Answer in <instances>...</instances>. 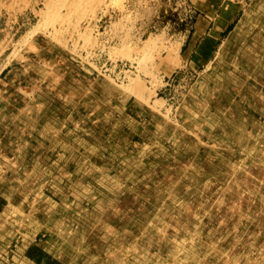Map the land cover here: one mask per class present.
Wrapping results in <instances>:
<instances>
[{
    "label": "rangeland",
    "instance_id": "374dc122",
    "mask_svg": "<svg viewBox=\"0 0 264 264\" xmlns=\"http://www.w3.org/2000/svg\"><path fill=\"white\" fill-rule=\"evenodd\" d=\"M8 1L45 43L0 74V264H264V26L185 65L188 0Z\"/></svg>",
    "mask_w": 264,
    "mask_h": 264
},
{
    "label": "crops",
    "instance_id": "0c3cea01",
    "mask_svg": "<svg viewBox=\"0 0 264 264\" xmlns=\"http://www.w3.org/2000/svg\"><path fill=\"white\" fill-rule=\"evenodd\" d=\"M247 2L249 0H188V9L182 8L179 14V20L188 23L187 29L179 31L184 34L177 52L180 63L200 66L212 60L225 35L235 30ZM15 11L10 1L0 5V61L3 63L0 74L11 73L20 63L27 65L26 52L33 55L45 43L41 37L44 34L30 31L13 42L10 31L20 20ZM39 14L33 13L35 17Z\"/></svg>",
    "mask_w": 264,
    "mask_h": 264
},
{
    "label": "bare ground",
    "instance_id": "6f19581e",
    "mask_svg": "<svg viewBox=\"0 0 264 264\" xmlns=\"http://www.w3.org/2000/svg\"><path fill=\"white\" fill-rule=\"evenodd\" d=\"M258 2L260 3V0H255L254 1V3L252 4V6L248 9V10H246V11H244V17L240 20V22H239V24L237 25V27L235 28V30L233 31V33H231L230 35H229V37L226 39V41L224 42V44H223V50L224 51H226V53L228 54L229 53V55H227V56H233V54H234V52H235V49H237L239 46L241 47V45H243L244 44V40L246 39V37H247V35H249L248 33L250 32V30H251V28H252V26L254 25V23L252 24V22H254V21H256L257 22V28H259V26L260 25H263L264 26V14L263 15H261V17H258V16H256L255 15V13H256V5L258 4ZM251 5V4H250ZM263 7V6H262ZM261 9V8H260ZM261 13V12H260ZM263 13V12H262ZM257 14V13H256ZM255 15V16H254ZM258 15V14H257ZM227 19V18H226ZM225 19V20H226ZM252 24V25H251ZM261 27V26H260ZM264 30V29H263ZM247 31V32H246ZM245 32H246V34H245ZM252 35V34H251ZM222 55V54H221ZM220 58L222 59L223 58V56L221 57L220 56ZM218 60V59H217ZM259 60V59H258ZM224 61H225V59H224ZM236 61V60H235ZM222 63H223V60L220 62V64L222 65ZM219 64V63H218ZM220 64L218 65V67L220 66ZM237 65V64H236ZM216 67V66H215ZM215 67L213 66V65H211V70H210V72H209V74H206V75H202L199 79H198V81H197V83H196V85H195V87L193 88V94H195L196 92H198L200 89H201V87L205 84V83H207V81L209 80H213L212 79V77H214V74H213V72H214V70H216V72H217V70H218V68H216L215 69ZM210 69V68H209ZM257 69V68H256ZM237 70V69H236ZM261 70V69H260ZM216 74V73H215ZM229 74V73H228ZM233 74V73H232ZM216 77H217V75H216ZM234 83V82H233ZM221 84V83H220ZM250 85V84H249ZM216 86V85H215ZM224 86V85H223ZM211 88V87H210ZM216 89V88H215ZM229 89V88H228ZM219 90V89H218ZM226 90V89H225ZM231 90V89H230ZM214 91V90H213ZM211 94V93H210ZM223 94V93H222ZM226 95V94H225ZM205 96V95H204ZM215 97V96H214ZM213 97V98H214ZM218 99H219V97H218ZM229 99H230V97H229ZM233 99V98H232ZM214 100V99H213ZM220 100V99H219ZM210 101V100H209ZM214 103V102H213ZM231 103H232V101H231ZM210 104H211V102H210ZM249 104V103H248ZM206 105V104H205ZM211 106V105H210ZM218 106V105H217ZM240 106V105H239ZM254 106V105H253ZM190 107V106H189ZM208 107V106H207ZM211 107H214L213 105L211 106ZM225 108V107H224ZM208 109V108H207ZM205 110V109H204ZM211 110V109H210ZM248 110V109H247ZM227 111V110H226ZM243 111V110H242ZM231 112V111H230ZM229 112V115L230 114H232L234 111H232V113H230ZM225 113V112H224ZM248 113V112H247ZM207 114V113H206ZM235 114V113H234ZM45 115V114H44ZM210 115V114H209ZM210 117V116H209ZM234 117V116H233ZM245 117V116H244ZM229 119V118H228ZM235 119V118H234ZM242 119V118H241ZM247 119V118H246ZM251 119V118H250ZM239 120V119H238ZM235 121V120H234ZM253 121V120H252ZM251 121V122H252ZM224 122V121H223ZM239 122V121H238ZM247 124H248V122H247ZM230 126H233V125H230ZM234 127V126H233ZM197 128V127H196ZM212 128V127H211ZM211 128H209L210 130H211ZM237 128V127H236ZM236 128H234V129H236ZM257 129V128H256ZM194 132V131H193ZM237 132V131H236ZM261 132V131H260ZM196 133V132H195ZM194 133V134H195ZM221 133V132H220ZM259 133V132H258ZM241 134V133H240ZM50 135V134H49ZM215 135V134H214ZM243 135V134H242ZM51 136V135H50ZM132 136H133V134H132ZM132 136H130V137H132ZM244 136V135H243ZM250 136V135H249ZM248 136V137H249ZM195 137V136H194ZM250 137H252V136H250ZM236 139V138H235ZM229 140V139H228ZM219 142V141H218ZM225 142V141H224ZM249 142H250V140H249ZM197 143V142H196ZM192 144H193V142H192ZM222 144V143H221ZM244 144V143H243ZM249 144V143H248ZM140 145H143V141H142V144H140ZM144 145H145V143H144ZM231 145H232V143H231ZM256 145V144H255ZM191 146V145H190ZM190 146H188V147H190ZM193 146V145H192ZM197 146V145H196ZM218 146V145H217ZM226 147H228V146H226ZM221 148V147H220ZM243 148V147H242ZM263 148V147H262ZM221 149H223V148H221ZM46 150V149H45ZM50 150H52L51 148H49V147H47V151L48 152H50ZM187 151V150H186ZM226 151V150H225ZM253 151V150H252ZM255 151V150H254ZM220 152V151H219ZM247 152V151H246ZM165 153V152H164ZM169 153V152H168ZM224 153V152H223ZM227 153V152H226ZM247 154V153H246ZM225 156V155H224ZM209 157V156H208ZM223 157V156H222ZM174 158V157H173ZM194 158V157H193ZM220 158V157H219ZM264 159V158H263ZM205 160V159H204ZM237 160V159H236ZM246 160H248V159H246ZM203 161V160H202ZM225 161V160H224ZM241 161V160H240ZM244 161V160H243ZM255 161V160H254ZM173 162V161H172ZM176 162V161H175ZM186 162V161H185ZM193 162H195L194 164H196V160L195 161H193ZM226 162V161H225ZM183 163V162H182ZM188 162H186V164H187ZM214 163V162H213ZM218 163V162H217ZM216 163V165H218ZM234 163H237V162H234ZM239 163V162H238ZM242 163V162H241ZM248 163V162H247ZM250 163V162H249ZM104 164H106L105 162H104ZM174 164V163H173ZM178 164V163H177ZM205 164V163H204ZM203 164V165H204ZM251 164V163H250ZM179 165V164H178ZM201 165V164H200ZM202 165V166H203ZM235 165V164H234ZM252 165V164H251ZM64 166V165H63ZM168 166V165H167ZM186 166H188V165H186ZM190 166H192V165H190ZM198 166V165H197ZM222 166H224V165H222ZM239 166V165H238ZM173 167V166H172ZM183 167V166H182ZM195 167V166H194ZM27 168V167H26ZM188 168V167H187ZM199 168V167H198ZM202 168V167H201ZM237 168V167H236ZM173 169V168H172ZM182 169H184V168H182ZM196 169V168H195ZM207 169V168H206ZM229 169V168H228ZM227 169V170H228ZM242 169V168H241ZM17 170H20V165H18V167H17ZM16 170V171H17ZM180 170V169H179ZM203 170V169H202ZM208 170V169H207ZM230 170V169H229ZM248 170V169H247ZM250 170V169H249ZM204 171V170H203ZM232 171V170H231ZM262 171V170H261ZM260 171V172H261ZM33 172H34V169H33ZM194 172V171H193ZM205 172H206V170H205ZM237 172V171H236ZM176 173H178V172H176ZM186 173V172H185ZM231 173V172H230ZM239 173V172H238ZM264 173V172H263ZM188 174H190V172H188ZM187 174V175H188ZM197 174H198V172H197ZM205 174V173H204ZM196 175V174H195ZM225 175V174H224ZM223 175V176H224ZM242 175V174H241ZM259 175H260V173H259ZM258 175V176H259ZM183 176V175H182ZM204 176V175H203ZM230 176V175H229ZM232 176V175H231ZM175 177V176H174ZM227 177V176H226ZM181 178V177H180ZM221 178H222V176H221ZM224 178V177H223ZM263 178H264V176H263ZM104 179H105V177H104ZM176 179V178H175ZM179 179V178H178ZM191 179V178H190ZM202 179V178H201ZM215 179V178H214ZM242 179V178H241ZM183 180V179H182ZM216 180L218 181V179L216 178ZM225 180V179H224ZM234 180V179H233ZM232 180V181H233ZM255 180V179H254ZM257 180V179H256ZM178 181V180H177ZM184 182H185V180H183ZM262 181V180H261ZM175 182V181H174ZM239 182V181H238ZM137 183V182H136ZM170 183H171V181H170ZM173 183V182H172ZM176 183V182H175ZM229 183V182H228ZM166 184V183H165ZM168 184V183H167ZM181 184H182V182H181ZM185 184V183H184ZM197 184V183H196ZM214 184H216V183H214ZM213 184V185H214ZM223 184V183H222ZM231 184V183H230ZM236 184V183H235ZM240 184V183H239ZM144 185V184H143ZM154 185V184H153ZM179 185V184H178ZM155 186V185H154ZM166 186V185H165ZM196 186V185H195ZM226 186H228V185H226ZM237 186V185H236ZM241 186V185H240ZM148 187H149V185H148ZM147 187V188H148ZM201 187V186H200ZM213 187V186H212ZM218 188H219V186H217ZM223 187V186H222ZM141 188H143L142 186H141ZM150 188V187H149ZM154 188V187H153ZM190 188V187H189ZM234 188V187H233ZM138 189H140L139 187H138ZM175 189V188H174ZM177 189V188H176ZM182 189H183V187H182ZM205 189V188H204ZM209 189V188H208ZM151 190H154V189H151ZM159 190H161V189H159ZM172 190V189H171ZM184 190V189H183ZM215 189H213V191H214ZM261 190V189H260ZM155 191V190H154ZM162 191H164V189L162 190ZM173 191V190H172ZM181 191V190H180ZM188 191V190H187ZM210 191V190H209ZM226 191V190H225ZM239 191V190H238ZM249 191V190H248ZM140 192V191H139ZM145 192L147 193V191L145 190ZM161 192V191H160ZM159 191H158V193L159 194H161ZM165 192V191H164ZM174 192V191H173ZM216 192V191H215ZM214 192V193H215ZM245 192V191H244ZM144 193V192H143ZM145 193V194H146ZM157 193V194H158ZM167 193V192H166ZM225 193V192H224ZM245 193H247V192H245ZM253 193V192H252ZM74 194H76L75 196H74V198L76 199V200H80L82 197H83V199H86L87 197V195L84 193V188H81V189H79L76 193H74ZM148 194H149V192H148ZM154 194V193H153ZM158 194V195H159ZM183 194V193H182ZM212 194V193H211ZM217 194V193H216ZM219 194V193H218ZM142 195V194H141ZM178 195V194H177ZM189 195V194H188ZM205 195H206V193H205ZM208 195H209V193H208ZM214 195V194H213ZM247 195V194H246ZM136 196V195H135ZM175 196V195H174ZM228 196V195H227ZM244 196V195H243ZM242 196V198H244ZM140 197V196H139ZM150 197V196H149ZM177 197V196H176ZM210 197H211V195H210ZM215 197V196H214ZM228 197H230V195L228 196ZM147 198V197H146ZM155 198V197H154ZM156 198H158V197H156ZM194 198V197H193ZM201 198H202V196H201ZM209 198V197H208ZM211 198H213V196L211 197ZM224 198V197H223ZM232 198V197H231ZM247 198V197H246ZM152 199V198H151ZM198 199V198H197ZM233 199V198H232ZM236 199V197L234 198V200ZM240 199V198H239ZM245 199V198H244ZM250 199H252V198H250ZM249 199V200H250ZM148 200V199H147ZM195 200V199H194ZM199 200V199H198ZM216 200V199H215ZM241 200V199H240ZM156 201V200H155ZM192 201H193V199H192ZM208 201V200H207ZM225 201V200H224ZM255 201V200H254ZM204 202V201H203ZM209 202V201H208ZM216 202V201H215ZM243 202V201H242ZM201 203V202H200ZM234 203V202H233ZM182 204V203H181ZM191 204V203H190ZM189 204V205H190ZM70 206H72V204H69ZM158 205V204H157ZM162 205V204H161ZM178 205V204H177ZM179 205H180V203H179ZM184 205V204H183ZM199 205V204H198ZM205 205H206V203H205ZM218 205V204H217ZM243 205V204H242ZM185 206V205H184ZM195 206V205H194ZM213 206V205H212ZM178 207V206H177ZM182 207V206H181ZM156 208H157V206H156ZM179 208H180V206H179ZM192 208V207H191ZM199 208V207H198ZM207 208V207H206ZM219 208V207H218ZM230 208V207H229ZM183 210H184V208H183ZM190 210V209H189ZM210 210V209H209ZM248 210V209H247ZM251 210V209H250ZM186 210H184V212H185ZM214 211H215V209H214ZM217 211V210H216ZM152 212V211H151ZM190 212V211H189ZM225 212V211H224ZM241 212V211H240ZM61 213V212H60ZM157 213V212H156ZM223 213V212H222ZM235 213V212H234ZM207 214V213H206ZM220 214V213H219ZM237 214V213H236ZM215 216V215H214ZM220 216V215H219ZM182 217V216H181ZM260 217V216H259ZM199 218V217H198ZM221 218V217H220ZM262 218V217H261ZM212 219V218H211ZM209 220V219H208ZM253 220V219H252ZM251 220V221H252ZM255 220V219H254ZM253 220V221H254ZM207 221V220H206ZM217 221V220H216ZM230 221V220H229ZM263 221V220H262ZM178 222H180V221H178ZM177 222V223H178ZM231 222V221H230ZM255 222V221H254ZM175 223H176V221H175ZM229 223V222H228ZM253 223V222H252ZM235 224H237V223H235ZM36 225V224H35ZM176 225V224H175ZM179 225V224H178ZM227 225V224H226ZM249 225V224H248ZM31 226V225H30ZM38 226V225H37ZM81 226H82V224H79L77 227H76V229H81ZM174 226V225H173ZM199 226V225H198ZM233 226V225H232ZM250 226V225H249ZM257 226V225H256ZM175 227V226H174ZM212 227V226H211ZM236 227V226H235ZM234 227V228H235ZM28 228V227H27ZM31 228V227H30ZM225 228H227V227H225ZM231 228V227H230ZM233 228V227H232ZM256 228V227H255ZM180 229V228H179ZM228 229V228H227ZM254 229V228H253ZM197 230V229H196ZM205 230V229H204ZM211 230V229H210ZM31 231V230H30ZM186 231V230H185ZM221 231V230H220ZM249 231V230H248ZM259 231V230H258ZM10 232V231H9ZM244 232V231H243ZM252 232V231H251ZM250 232V233H251ZM261 232V231H260ZM190 234V233H189ZM229 234V233H228ZM227 234V235H228ZM244 234V233H243ZM248 234V233H247ZM25 235V234H24ZM27 235V234H26ZM191 235H192V233H191ZM237 235V234H236ZM264 235V234H263ZM62 236H64V234H62ZM215 236V235H214ZM217 236V235H216ZM190 237V236H189ZM239 237V236H238ZM68 238V237H67ZM225 238V237H224ZM261 238V237H260ZM185 239V238H184ZM226 239V238H225ZM236 239H238V238H236ZM246 239V238H245ZM192 240V239H191ZM196 241V240H195ZM197 242V241H196ZM263 242H264V239H263ZM44 242H41V244H43ZM217 243V242H216ZM243 243V242H242ZM256 243V242H255ZM258 243H260V242H258ZM233 244V243H232ZM264 244V243H263ZM46 245H48L49 246V243H47ZM190 245V244H189ZM210 245V244H209ZM227 245H229L228 243H227ZM250 245V244H249ZM244 246V245H243ZM258 247H259V245H257ZM176 247V246H175ZM254 247V246H253ZM257 247V248H258ZM45 249H47L46 248V246L44 247ZM191 248V247H190ZM219 247H217V249H218ZM226 248V247H225ZM249 248H251V247H249ZM256 248V247H255ZM256 248V249H257ZM261 248V247H260ZM209 249V248H208ZM228 249V248H227ZM232 249V248H231ZM105 250V249H104ZM169 250V249H168ZM222 250V249H221ZM253 250V249H252ZM255 250V249H254ZM260 250V249H259ZM134 251V250H133ZM170 251V250H169ZM229 251V250H228ZM233 251V250H232ZM235 251H236V249H235ZM244 251V250H243ZM256 251V250H255ZM37 252H38V254H36L34 257H32V261L31 260H29L28 262H33V261H36V259L39 257V254H40V252H41V246L40 245H38L37 244ZM207 252V251H206ZM224 252V251H223ZM252 252V251H251ZM263 252V251H262ZM76 253V252H75ZM74 253V255H76ZM228 253V252H227ZM257 253V252H256ZM32 254H35V253H32ZM181 254V253H180ZM189 254V253H188ZM206 254V253H205ZM224 254V253H223ZM234 254V253H233ZM228 255V254H227ZM246 255V254H245ZM259 255V254H258ZM261 255V254H260ZM153 256V255H152ZM161 256V255H160ZM253 256V255H252ZM197 257V256H196ZM223 259V258H222ZM246 259V258H245ZM259 259H262L261 257H259ZM7 260H8V258H7ZM25 260H26V258H25ZM27 261V260H26ZM68 261H69V263H70V261H71V259H68ZM220 261V260H219ZM239 261V260H238ZM249 261V260H248ZM250 262V261H249ZM190 263V262H189ZM221 263H223V262H221ZM252 263V262H251ZM229 264V263H228ZM249 264V263H248Z\"/></svg>",
    "mask_w": 264,
    "mask_h": 264
}]
</instances>
